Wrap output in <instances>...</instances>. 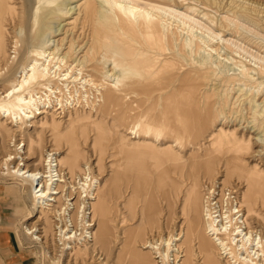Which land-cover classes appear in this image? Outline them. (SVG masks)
Instances as JSON below:
<instances>
[{
  "label": "rangeland",
  "instance_id": "obj_1",
  "mask_svg": "<svg viewBox=\"0 0 264 264\" xmlns=\"http://www.w3.org/2000/svg\"><path fill=\"white\" fill-rule=\"evenodd\" d=\"M82 1L85 0H0V5L11 6L0 12V36L7 49L6 62L0 64V96L7 89L8 80L14 79L18 75L17 71L30 60L27 53L36 44L37 38L42 40L43 45H47V52H53L48 62L52 82L49 86L34 85L31 88L32 94L41 95L40 103H44L35 113V118L31 119L32 123L24 121L16 125L10 116L0 115V172L2 159L9 154L15 155V152L22 156L23 160L20 161L30 168L42 167L46 153L53 149L61 156L68 153L70 145L67 133L71 130L83 153L80 163L89 166L92 175H98L100 181L104 180L111 173V166L117 157L121 156L120 149L115 145L116 140L121 135H126L128 124L133 118L131 112L139 114L140 109L133 105L134 98L126 101L127 103L119 101L118 104L97 108L100 92H103L107 84L113 83V76L120 73V65L137 67L140 60L138 54L146 51L148 61L144 63V76L147 78V89L144 87L141 90L149 95H145L143 110L147 112L150 108V114L153 115L159 112L158 119L167 125L175 118L172 113L175 108L179 109L182 118L192 115L193 117L184 118L186 129L183 139L175 143L173 148L183 157L189 152L203 154L204 151L218 157L211 175H204L201 169L198 170L197 190L200 198L207 183L213 184L223 179L240 196L245 189L244 182L238 179L236 173L225 178L223 169L225 155L232 148L231 144L237 142L239 155L249 168L264 171V0H128L140 9L152 8L154 5L153 8H156L159 5L175 10L155 11L174 32L176 52L170 53L167 50L139 46L134 34L122 30L117 23L104 22L98 8L87 16L81 6ZM37 7L41 8L40 11L45 10L44 13L54 10L57 18L47 24L39 18L34 20L38 13ZM15 13H18L19 19L15 17ZM25 14L29 20H26ZM186 41L189 47L194 42L198 43L199 51L190 54L189 49H184L182 45ZM101 43L104 47L99 45ZM206 58L213 62H208ZM196 61L210 64L214 70L210 75L207 69L198 70L199 104L187 105L185 102L161 99L172 90L171 86L163 87V75L167 70L161 68L168 63L186 73L195 68L193 62ZM93 66L109 70L113 76L104 77L101 70H93ZM243 67L250 73V80L240 72ZM225 75L234 79L226 80L223 78ZM62 78L65 79L61 80ZM135 90L134 86L130 88V91ZM123 108L127 109L125 120L121 115ZM42 121L46 123L40 127L39 123ZM85 121H97L99 126L102 124L100 129L103 134L106 133V137H101L102 145H105L102 153L98 147H92L95 127L91 125L90 128V124L81 125ZM171 134L161 135L155 141L153 133L144 134L140 130L139 139L158 143V149L162 153L174 141ZM18 143L20 144L16 149ZM22 143L25 145L22 146ZM28 145L31 148L28 149ZM155 154L156 151H153L152 157ZM157 154L155 156L159 159L153 158L158 163H148L142 158L139 165L132 164L133 174L129 175L125 171V178L117 172L115 191L107 206L106 223L111 234L105 245L99 244L93 248L94 251L83 250L85 253L79 257L64 256L63 263L130 264V255L126 257L127 260L123 254V259L116 256L126 239H130L134 247L141 249L142 242L155 241L167 237L168 231L174 233L179 230L184 219L181 212L182 201L192 180L187 175L186 168L177 169L178 174H173L179 183V190L175 196L170 195L173 201L170 208L165 194L168 188L166 165L160 161L162 156ZM17 162L18 159L10 161L11 165H16ZM64 171H68L67 168ZM72 177L71 180H74L75 176ZM75 180L78 181L79 177ZM77 181L74 182L76 185ZM29 190L30 186L22 185V180L16 176L0 173V264H57L52 259L60 252L54 217L48 212L45 216V213L36 209ZM72 194L75 196V191L72 190ZM263 203L261 195L253 193L252 211L247 219L251 228L261 234L264 233ZM27 226L43 227L34 234L41 236L45 243L27 234ZM3 241L9 246L5 247L6 243ZM192 245L193 258L195 256L193 264H200L202 256H197L198 244L195 239ZM159 248L162 249V245ZM151 255L154 257L157 254L151 252ZM220 264L225 263L220 260Z\"/></svg>",
  "mask_w": 264,
  "mask_h": 264
},
{
  "label": "bare ground",
  "instance_id": "obj_2",
  "mask_svg": "<svg viewBox=\"0 0 264 264\" xmlns=\"http://www.w3.org/2000/svg\"><path fill=\"white\" fill-rule=\"evenodd\" d=\"M52 1L54 2L56 0ZM53 2H51V4ZM81 6H83L84 13L87 16L93 14L98 8L101 12V19L104 20V22L107 21V23L109 22L111 24L117 23L122 30L134 34L133 36L136 38V42L141 47L154 48L160 51L167 50L169 53L176 48V44L173 40L174 32L171 31L169 25L164 24L165 21L162 20L161 16L159 17L155 13L157 10L175 11L174 9L166 6L159 7V5L156 8H153L154 5L152 8L140 9L128 0H85ZM10 7L9 5H0V12H3L4 8L9 9ZM40 9V7H37L36 10L38 13L36 12L37 17L34 20L39 18L42 21L44 20L47 24V22L55 19L56 13H53L54 10L51 11L48 10V8V12L44 13L45 10L40 11ZM180 13L179 15H181ZM15 15V17L19 19L18 13H15ZM25 18L29 20L27 15ZM35 41L36 44L34 47H32L28 53L26 52L28 57H31L30 60L17 71L18 75L15 76L14 79L8 80V87L2 92V96H0V115L2 117L10 116L16 125L24 121L31 122V119L35 118V113H37L41 105L44 104L43 102L40 103L42 96L33 95L31 88L34 85L43 86L46 84L49 86L52 82V78L49 74L50 72H48V66H50L48 62L51 58L50 54L53 52L50 50V52L46 51L47 45H43L41 39L37 38ZM99 45H102V43ZM182 45L184 49H189L190 54L196 53L200 49V45L195 42L191 47H189L187 41ZM102 47L104 46L102 45ZM91 48L93 52H95L94 48ZM145 52L146 51H141L138 54L140 60L137 67L128 64L120 65V73L118 75L113 76L109 70H103L102 68L98 69L96 66L92 67L93 70H101L100 73L104 77L113 76V83L107 84L103 92H100L97 108L99 106L106 107L107 105L118 104L119 101L126 102L134 98L132 100L133 105L140 109L139 114L131 112L133 118H131L132 121L128 124L126 135H121V137L116 140L115 145L120 149L121 156L119 158L117 157L111 166V173L104 180L100 181L97 178L98 175H92V169L89 166L80 163L83 159V153L78 147L79 141L72 136L73 132L71 130L67 133V139L70 145L68 153L61 156L53 149L51 150L53 152L48 151L46 153L42 161V167L30 168L28 167L29 165L27 166L24 162L20 161L23 160L22 156H19V154L15 152V155L9 154L2 159V171L0 173L3 175L12 174L22 180V185H29V192L32 196L31 199H33L36 209L39 212L45 213V216L48 212L54 217L56 240L60 252L52 259L53 262H57V264H67L63 263L64 256L73 255L74 257H79L85 253L83 250H93V248L99 244L105 245L107 242L111 234V230L106 223L107 206L113 191H115L114 184L117 182V172H120L122 177L125 178L126 172H129V175L133 174L131 171L132 164L139 165L142 158L147 160L148 163H154L159 159V157L155 156L158 153L162 156V160L160 161L166 165L165 172L167 173L166 183H168V188L165 194L170 208L173 206L170 195L175 196L179 190V183L173 177V174H178L177 169L182 170L186 168V173L190 176V180H192V183L189 182L192 185L187 191L185 190L182 201L181 212L184 214L183 222L176 232L174 231V233H171L168 231L167 237H162L155 241L146 240V242H142L141 249L134 247L130 239H126L116 256L122 258L121 255L123 254L126 258L130 255L132 260L130 264H193L195 256L193 258L194 250L192 243L195 239L198 244L197 256H202L200 264H220V260H223L225 264H264V233L261 234L257 232V230H253L247 221L252 211L253 193L258 192L264 202V171H258L256 168H249L243 158L240 157L239 147L237 142H235V144H231L232 148L229 149L225 155L223 169L225 170V178L231 173H236L238 179L242 183L244 182L245 189L241 192L240 196H237L236 191H234L231 186L227 185L223 179L213 184L207 183L203 191L204 193L200 198L197 190L198 170L201 169L204 175H211L218 161V157L211 155L207 151H204L203 154L189 152L186 157H183L179 151L177 152L173 148L175 143L177 144L183 139V133L186 129L183 124L184 118L193 117L192 115H187V117L185 116L182 118L180 117L179 109L175 108V110H173L174 112H172L175 118L167 125L164 122H160V119H158L160 117L159 112L153 115L150 114V108L147 112L143 110L142 104L146 100L145 95H149V93L141 90L144 87L147 89V78L144 76L146 66H144V63L148 61V58L145 57V55H147ZM148 52L152 51L148 50ZM200 52H202V50ZM65 53L67 54L68 52ZM90 54H92V52ZM6 59V44L3 37L0 36V64L6 62ZM208 62L211 61L209 60ZM193 63L195 64V68L191 70L192 72L188 71L186 73L180 71L174 65L162 63L165 65L161 69L167 70V73L163 75V87L171 86L172 90L167 96L164 95L161 99L185 102L187 105L192 103L199 104L198 79H200V77H198L197 74L198 70L201 68L207 69L209 75L214 73V70L210 64H206L202 61ZM161 69L159 71H161ZM180 69H182V67H180ZM183 69L185 68L183 67ZM240 72L243 76L245 75L247 77V80H250L251 75L249 76L250 73L247 69L243 67ZM152 76L150 78H152ZM16 77H18V79H16ZM223 78L226 80L234 79L233 77L228 78V75L223 76ZM63 79L65 78L61 80ZM91 81H94V79ZM133 86L136 90L130 91V88ZM139 90L142 92L140 93ZM43 97L45 96L43 95ZM163 110L164 109H162V112ZM126 112L127 109L123 108L121 114L123 120H125ZM45 123L46 121L40 122V127ZM97 123V121L96 123L85 121L84 123L82 122L81 125L88 126V124H90V128L91 125L95 127L94 132L96 135L92 147H98L99 152L102 153L103 151L101 150L104 144L102 145L103 140L101 137L106 133L103 134V131L100 129L102 124L99 126V123ZM140 130L144 134L153 133L156 136L155 141L157 139L159 140L161 135L168 136L170 132L172 133L171 135L174 136V141H172L170 146H167V150H162L161 153L158 149V143L139 139ZM129 134L133 136L131 137ZM136 136L137 139H135ZM103 137H106V135ZM113 143L114 142H112V144ZM19 144L20 143L16 144V149L19 147ZM24 145L25 144L22 143V146ZM29 148H31V146L29 147L28 145V149ZM153 151H156V154L153 156L157 158L156 160L152 157ZM118 154L119 153H117V155ZM13 159H18L16 165H11L10 161ZM65 168H67L68 171H64ZM135 168H137V166ZM171 171L172 173H170ZM179 173L181 174V171ZM72 176H75L74 180L79 177L78 181L75 180L77 181V185L74 183V180H71V178H73ZM72 190L75 191V196H73ZM151 217H153V213ZM42 228L27 226L25 230L27 234L32 235V238L40 240V242L42 241L41 243L44 244L45 241L42 240V237L34 234ZM159 245H162L163 248L160 249ZM77 248L79 249L77 250ZM145 249H150V251ZM151 252L157 255L152 257Z\"/></svg>",
  "mask_w": 264,
  "mask_h": 264
},
{
  "label": "crops",
  "instance_id": "obj_3",
  "mask_svg": "<svg viewBox=\"0 0 264 264\" xmlns=\"http://www.w3.org/2000/svg\"><path fill=\"white\" fill-rule=\"evenodd\" d=\"M4 240H5V239H4ZM5 241H6V240H5ZM5 241H3V242H5ZM5 243H6V242H5ZM7 246H9V244H8V243H6V244H5V247H7Z\"/></svg>",
  "mask_w": 264,
  "mask_h": 264
}]
</instances>
